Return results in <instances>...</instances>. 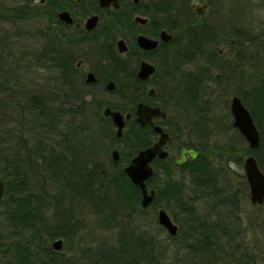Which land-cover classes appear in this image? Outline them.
<instances>
[{"label": "trees", "instance_id": "trees-1", "mask_svg": "<svg viewBox=\"0 0 264 264\" xmlns=\"http://www.w3.org/2000/svg\"><path fill=\"white\" fill-rule=\"evenodd\" d=\"M163 9L171 12V7ZM18 11V5H14L12 9L9 7L6 13L3 11L1 17L16 18ZM171 31L177 33L172 27ZM10 41L8 40L9 43ZM5 42L7 40L1 35L0 43ZM112 48L115 50L114 43ZM129 54L121 56L115 52L107 59L105 65L106 76L117 83L115 90L121 101L118 100L114 104L106 101L96 103L99 113L107 103L113 108L124 112L131 111L133 114L121 138L116 137L113 129L109 130L110 125L107 124L111 123L110 118L99 119L107 120L102 131L110 139L107 156L112 170L109 171L95 156L90 155V158L85 156L81 149L70 143L74 139L72 132H51L55 116L52 115L50 105L43 96L39 97L33 91L24 92V95L20 93L19 81L14 83V77L9 75L15 68L6 63V56H3L0 50V108L8 118L6 129L10 125L12 132L11 126L15 124V121L10 119L11 116H8V109H5L10 105L19 111L24 131L18 132L20 133L18 138L13 141L16 143L13 146L14 157H8L1 139L2 131L5 132L6 129L0 128V151L7 163L5 172L3 170L0 174L4 183L0 216H4L8 221L9 228L7 238L0 232V255H6L7 258L4 259L6 264H173L169 263L167 241L170 239L177 241L181 238L183 242L181 249L192 254L197 264H219L225 257H231L232 264H258L250 252L241 246L242 242L236 241L237 226L220 220L211 221L206 215L198 214L195 196L205 193L214 204L237 209V190L233 185L230 186L231 181L226 179L227 176L224 179L228 180L229 184L223 182V185H220L223 177L219 171L224 169L226 175L227 172L221 164L215 163L216 160L241 164L244 154H254L264 171V74H260V83L251 86L247 96L239 90L260 131L261 138L257 149L249 147L242 134L232 125L230 117L227 126L234 132H226L227 137L220 136L219 132H207L211 127L209 113L198 109L193 111L191 123L192 127L198 124L202 129V132H192L200 138L198 143L181 140L180 126L179 133L169 132V143L194 148L199 154L179 166L171 156L166 160L157 158L154 162L155 172L149 179L148 186L156 190V196L149 207L156 209L174 204L184 216L180 221L178 234L171 236L168 233L163 240L157 239V236L148 231L150 223L144 221L145 217L142 214L146 213L149 207L141 206V189L129 178L124 166L139 149L150 145L157 137L153 130L148 132L147 126H142L137 121L134 114L136 104L144 101L149 104H160L163 109H166V105L158 102L157 96L162 93V86L157 88L156 97L148 96L149 81L138 78L136 68L129 62V58L127 59ZM20 56L16 57L18 63L14 62L18 65L16 68L34 67L33 62L25 58L27 55ZM171 77L175 78L176 73L172 75L167 73V79L170 80ZM186 77L185 82L176 77L174 88L176 86L177 90H180L181 97L187 94L193 108L195 104L198 106V77L193 73L187 74ZM61 91L66 95L64 87ZM6 97H9L8 102ZM221 123L222 120L217 122ZM61 128L59 125V129ZM241 141L246 144L242 150L236 146ZM116 142L122 143V157L119 162L112 161L110 157L111 148ZM80 145L82 146V142ZM172 166L183 172L180 179H176ZM29 171L38 185L36 188H32ZM185 177L188 178L190 192L194 194L191 199L184 196ZM243 177L245 191L248 194L249 186L245 176ZM47 181L52 184L54 190L52 193L47 190ZM76 200L82 203L83 207L86 206L90 213L99 217L98 223L102 227L116 229L115 243L107 242V245H98L95 248L87 245L80 249L78 255L73 256H65L62 249L60 251L53 249L52 241L59 237L64 239L66 247L75 249L73 240L80 225L79 220L75 218ZM47 205L54 208L50 217H47L43 210ZM260 206L264 207V203ZM173 219L178 220L177 216ZM158 228L165 229L160 224ZM180 240L177 241L179 244ZM230 243L233 244L227 249Z\"/></svg>", "mask_w": 264, "mask_h": 264}, {"label": "flooded vegetation", "instance_id": "flooded-vegetation-1", "mask_svg": "<svg viewBox=\"0 0 264 264\" xmlns=\"http://www.w3.org/2000/svg\"><path fill=\"white\" fill-rule=\"evenodd\" d=\"M117 3V6L113 3L103 6L99 0H0V37L2 35L7 40L4 44L0 43V50L6 56V63L12 59L13 64L10 67L16 68L14 62L19 57L14 55L13 60L15 49L8 40L15 43L17 38H23L24 47L31 46L30 42L34 44L31 46L33 49L24 48L22 55L32 56L36 68L49 69L52 73L49 87L37 92L50 105L52 115L55 116L51 132L87 133L91 118L111 119L104 113V108L111 106L110 104H105L99 113L96 103L103 102L102 100L92 98L95 109L91 112L90 91L87 88H96L100 84L105 91L116 93L119 97L115 90L116 81L106 76L105 71L107 59L115 52L121 56L130 53L127 59L136 68V74L143 60L155 65V73L146 79L149 81L147 94L152 98L157 96L158 85L165 88L168 85L165 77H161V80L156 78L154 81L157 71L166 72L168 75L179 74V79L183 82L187 80V74H196L199 82L197 102L204 103L200 108H205L209 113L211 127L215 120L206 106H213L219 98L218 95L222 96L228 85H234L235 90L228 107V119L230 117L233 125V97L238 96L245 105L239 90L242 94H247L251 82L260 83L259 76L250 82L251 72L264 74V0H117ZM14 5H18L19 10L16 18L1 17L3 11L6 13ZM167 7H171V12L163 9ZM92 16H96L95 23L88 27ZM137 17L145 18L146 21H140ZM171 27L177 33L171 31ZM163 29L171 33L170 40L164 41L160 38ZM140 34L158 39V46L153 49L141 47L137 41ZM120 39L127 45L124 52L117 48ZM113 43L115 50H112ZM90 72L93 73L94 81L87 80ZM110 81L116 83L114 89H107ZM203 85L204 91H201ZM63 87L66 95L61 93ZM150 87L155 88L154 95H149ZM9 97H6L7 102ZM157 97L158 102L166 103V98L160 97V94ZM210 101L213 103L210 104ZM149 105L163 109L160 104ZM5 109H8L10 119L18 122L16 128L11 126L12 132L8 127L1 135L7 156L14 157L10 143L18 138V132L24 131L17 108L9 105ZM197 109L201 110L199 107ZM163 110L167 112L166 109ZM135 117L137 119L136 114ZM166 118L155 117L153 124L145 125L138 119L137 121L142 126H147L148 132H155L154 125H161L168 133L180 132L178 124L173 125ZM79 120L81 125L75 123ZM111 123L115 132L112 119ZM181 129L183 132L187 129L188 132H202L198 124L196 127L183 125ZM212 131L209 129L207 132ZM54 142L56 147V139ZM169 142L170 138L165 149L168 157L171 149L178 152V157H174L176 163L175 160L181 156L180 148L185 145H173ZM186 155L184 163L190 158L188 152ZM155 160L156 158L153 165ZM4 165L7 166L5 160Z\"/></svg>", "mask_w": 264, "mask_h": 264}, {"label": "rangeland", "instance_id": "rangeland-1", "mask_svg": "<svg viewBox=\"0 0 264 264\" xmlns=\"http://www.w3.org/2000/svg\"><path fill=\"white\" fill-rule=\"evenodd\" d=\"M13 2V1H12ZM28 41V40H27ZM23 38L22 39H16L15 43L11 40L12 48L15 49V53H13V60L14 55H22L24 48H31L33 49V42H30L29 44L31 46L26 45L23 46ZM27 61L33 62V57L28 56ZM9 62V66L12 65L13 61L12 59ZM18 63V61H17ZM34 63V62H33ZM18 67V65H16ZM52 73H50L49 69H43V68H36L31 67L24 69L22 68H15V70L12 73H9L10 77H14L13 82L19 81L18 88L20 90V93L22 92L24 95V92H35L37 93L38 90H46L49 87L50 81L52 80ZM261 73H250V82L254 81L253 79L260 76ZM156 77H154V81L156 78L165 77L167 78L166 72L157 71ZM170 77V76H169ZM176 77L179 78V74H176ZM175 77V78H176ZM174 77H171L170 80L166 81L168 82L167 88L162 86V93L160 94V97L166 98L167 101L165 103L166 110L168 112V116L166 118L167 122L173 123V125L178 124V126L186 125L187 127H191V123L193 122L192 114L196 107H203L204 103L200 102L197 106V104L194 105L193 108H191V102L189 101V98L187 97V94L184 96H180L179 92L180 90H177V87L174 88ZM163 83V82H161ZM256 85V83H250L249 89L251 86ZM161 85H158L160 88ZM202 86V85H201ZM102 85L99 84L98 87H88L90 91V108L91 112L93 109H95V105L93 103L92 98H96L102 101H106L107 103L110 102L114 104L116 101L120 100L121 98L118 97L116 93L110 94L107 91L103 89ZM174 88V90H171ZM248 89V90H249ZM235 90L234 85H228L225 89V92L222 96L218 95V99L215 101L214 105H207L210 109V112L213 114V119L215 120L213 123H215L212 127H209L213 130V132H219L220 136L227 137L226 132H234L232 128L227 126L228 124V107L231 95L233 94V91ZM201 91H204V85L201 89ZM199 92V90H198ZM216 98V96L214 95ZM106 103V104H107ZM213 103L210 101V104ZM105 106V105H104ZM103 106V107H104ZM201 112H205L206 109H201ZM0 114H1V129L5 130L7 126V117L4 115L3 109L0 108ZM16 117V116H15ZM101 119V118H100ZM219 120H222L221 124H217ZM77 125H81V121L75 122ZM107 123V120H99L97 118H91L89 120V132L83 133V132H72L74 135V139L70 142L74 146H76L78 149H81L83 154L85 156H88L90 158V155L95 156L99 161L103 162L104 168L111 171L112 167H110L108 162V156H107V147L109 138L104 134L103 130V124ZM109 123V122H108ZM18 125V122L15 121L14 128ZM110 125L109 130L113 129V125ZM10 129V125H8ZM76 128V127H75ZM0 129V130H1ZM3 132V131H2ZM108 132V131H107ZM179 133V132H178ZM30 136V135H29ZM179 136L181 140L187 141V142H193L198 143L200 141V138L196 136L192 132H188V129L186 132L181 131L179 133ZM227 139V138H226ZM224 140V139H223ZM80 142H82V146L80 145ZM15 142L10 143V146H15ZM84 144V147H83ZM1 145V144H0ZM122 143L116 142V145L114 147H118L121 151V157H122V149H121ZM246 144L244 142H239L236 146L242 150ZM7 147V144H6ZM85 150V151H84ZM7 153V152H6ZM14 155V152L12 153ZM178 152L176 150L171 149L170 150V156L172 158L178 157ZM243 155V160L245 156ZM4 155L0 151V174H2L3 170L5 172L6 165H4ZM243 160L242 163H237L227 160L223 161H217L216 164H221L226 170L227 175L224 174V169H221L219 172L222 173L223 179L221 180L220 185H223V182L226 184H229V181H231V187L232 185L237 190L238 194V205L237 209H234L230 206H224V205H217L214 204V201L210 199V197H207L205 193H200L197 196H195L196 200V211L198 214L206 215L208 220L216 221L220 220L224 223L234 224L236 225V229L238 228V233L235 236L236 241L242 242V245L247 251L250 252V254L255 258L258 264H264V207H261L260 205L252 204L249 198V193L246 194L245 186H244V177L246 178L244 167H243ZM172 163V161L170 162ZM172 169L175 172L176 179H180L182 177L183 172L178 167H173ZM30 175V182L33 185L32 188H36L38 185L36 184L35 178L33 177V174L29 171ZM243 175V176H242ZM227 176L225 180L224 177ZM246 182L248 184V181L246 179ZM185 191L184 196L186 199H191L194 194L190 192V185L188 184V178L185 177ZM188 184V185H187ZM47 190L49 193H52L54 190L52 188V184L47 181L46 183ZM228 185H226L227 187ZM75 209H76V215L75 218L79 220V229L78 234L75 237L74 245L75 249H69L65 246V243L62 247V252L65 254V256H73L78 255L81 248H85L87 245H92L94 248L98 245L105 246L107 245V242L115 243L117 239V233L115 228H105L102 227L99 222V217L95 214L90 213L89 209L82 205V203L76 202L74 203ZM169 214L174 217L177 216L178 220H174L178 225L180 226V221L183 219V215L181 214V211L177 209V207L174 204H171L170 207H164ZM157 209H154L153 207H149L147 209V212L142 214L145 218L144 221H147L150 223L148 227V231L155 236H157V239H165L168 235V232L165 229L158 228L159 223L157 222ZM54 208L48 209V206L45 207V214L47 217H50ZM74 218V220H75ZM143 219V217H141ZM8 221L5 220L4 216H0V232L7 238L9 235V228L7 226ZM94 238V240H92ZM163 239V240H164ZM181 238H179L177 241L179 242ZM167 241V239H166ZM176 240H168L167 241V253L168 256H170L169 263L175 264L177 261V264H197L196 258L192 256L190 253H186V250L181 249V245H183V242L179 244ZM88 243V244H87ZM231 244H229V247L227 249H230ZM242 250V249H240ZM6 255L2 256L0 255V264H6L4 259H6ZM233 259L231 257H225L222 260H220L219 264H232Z\"/></svg>", "mask_w": 264, "mask_h": 264}, {"label": "water", "instance_id": "water-1", "mask_svg": "<svg viewBox=\"0 0 264 264\" xmlns=\"http://www.w3.org/2000/svg\"><path fill=\"white\" fill-rule=\"evenodd\" d=\"M101 5L106 6L113 3L115 6L118 5L117 0H99ZM140 21H146L145 18L137 17ZM96 20V16H92L88 21V27H92ZM172 37L171 33L163 29L160 34V38L164 41L170 40ZM139 45L145 49H153L158 46L159 40L153 39L146 35L140 34L137 37ZM117 48L120 52L127 50V45L123 39L117 42ZM156 67L153 63L143 60L137 75L140 79L146 80L152 74L155 73ZM88 81H94L93 73L90 72L87 78ZM116 83L110 81L107 84V89H114ZM149 95L155 94V88L150 87L148 90ZM231 110L233 113V125L240 131L242 136L247 141L251 149H257L260 144V131L254 121V118L247 106H245L238 96L233 97L231 103ZM104 113L111 117L114 126L116 127L115 135L117 138L122 137L124 128L127 122L130 120L132 113L131 111L122 112L119 109H113L111 106L104 108ZM135 114L138 121L145 125L147 123L153 124L155 117H167V112L161 109L159 106H152L146 102L140 101L136 104ZM154 130L158 134V138L152 144L141 148L131 158L129 163L124 166V171L128 174L134 184L141 189V206H150L156 196V190L148 187V179L154 173V166L152 161L155 158L166 159L168 157V151L165 149L170 135L164 131L161 125H154ZM188 152L191 157H195L198 153L193 148H186L182 146L180 148L181 156L177 158L176 163H182L185 161ZM112 161L119 162L121 160V151L118 147L112 148L110 152ZM243 167L245 175L249 185V198L252 204L260 205L264 203V171L260 168L258 160L254 154H248L243 160ZM4 193V183L0 178V201ZM158 223L166 229L171 235L175 236L178 234L179 226L174 222L172 216L164 207H159L157 211ZM64 239L59 237L52 241V247L55 251H60L63 247Z\"/></svg>", "mask_w": 264, "mask_h": 264}, {"label": "bare ground", "instance_id": "bare-ground-1", "mask_svg": "<svg viewBox=\"0 0 264 264\" xmlns=\"http://www.w3.org/2000/svg\"><path fill=\"white\" fill-rule=\"evenodd\" d=\"M248 93H249V91H248ZM248 93L246 94V96L248 95ZM241 97H242V96H241ZM195 150H196V149H195ZM198 154H199V152L197 153V155H198ZM197 155H196L194 158H196ZM186 158H187V157H186ZM190 158L194 159L193 157H191V155H190ZM190 158H189V159H190ZM185 160H186V159H185ZM176 164L179 166V165L184 164V162H182V163H176ZM154 172H155V169H154ZM153 174H154V173H153ZM127 175H128V174H127ZM152 176H153V175H152ZM152 176H151V177H152ZM151 177H150V178H151ZM129 178H130V177H129ZM150 178H149V179H150ZM149 179H148V185H149ZM47 206H48V205H47ZM47 206H45V207H47ZM50 208H53V206H48V209H50ZM43 210H45V209H43ZM172 218H173V217H172ZM173 220H174V219H173Z\"/></svg>", "mask_w": 264, "mask_h": 264}]
</instances>
